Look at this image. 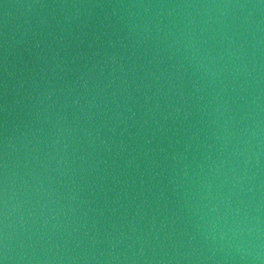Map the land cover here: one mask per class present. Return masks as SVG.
<instances>
[{
  "label": "water",
  "instance_id": "95a60500",
  "mask_svg": "<svg viewBox=\"0 0 264 264\" xmlns=\"http://www.w3.org/2000/svg\"><path fill=\"white\" fill-rule=\"evenodd\" d=\"M0 264H264V0H0Z\"/></svg>",
  "mask_w": 264,
  "mask_h": 264
}]
</instances>
